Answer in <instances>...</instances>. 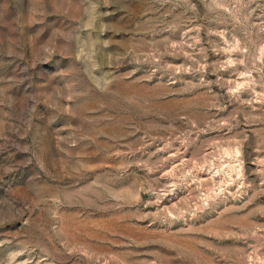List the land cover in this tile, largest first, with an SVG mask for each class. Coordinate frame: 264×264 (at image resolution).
<instances>
[{
    "label": "rangeland",
    "instance_id": "1",
    "mask_svg": "<svg viewBox=\"0 0 264 264\" xmlns=\"http://www.w3.org/2000/svg\"><path fill=\"white\" fill-rule=\"evenodd\" d=\"M0 264H264V0H0Z\"/></svg>",
    "mask_w": 264,
    "mask_h": 264
}]
</instances>
